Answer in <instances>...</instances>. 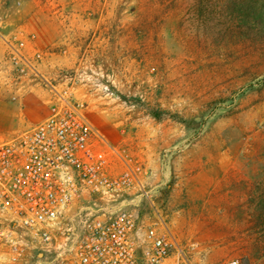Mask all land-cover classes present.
Listing matches in <instances>:
<instances>
[{
  "label": "rangeland",
  "instance_id": "obj_1",
  "mask_svg": "<svg viewBox=\"0 0 264 264\" xmlns=\"http://www.w3.org/2000/svg\"><path fill=\"white\" fill-rule=\"evenodd\" d=\"M43 78L161 194L170 264H264V0H0V141Z\"/></svg>",
  "mask_w": 264,
  "mask_h": 264
},
{
  "label": "built area",
  "instance_id": "obj_2",
  "mask_svg": "<svg viewBox=\"0 0 264 264\" xmlns=\"http://www.w3.org/2000/svg\"><path fill=\"white\" fill-rule=\"evenodd\" d=\"M42 83L41 120L0 141V247L29 264L178 263L142 167L90 122L71 86Z\"/></svg>",
  "mask_w": 264,
  "mask_h": 264
},
{
  "label": "crops",
  "instance_id": "obj_3",
  "mask_svg": "<svg viewBox=\"0 0 264 264\" xmlns=\"http://www.w3.org/2000/svg\"><path fill=\"white\" fill-rule=\"evenodd\" d=\"M4 108H11L12 111L10 110L8 114L11 113L12 116L15 115L14 106H10L8 103H5ZM44 113H45V109H40L38 113L37 108L30 101H28L27 107L24 110V121L27 125H35L37 122L41 120ZM8 114L7 112H5L2 117L1 123L5 126V129H8L10 125H20L21 124L19 120L16 121L14 120V118L8 117Z\"/></svg>",
  "mask_w": 264,
  "mask_h": 264
}]
</instances>
